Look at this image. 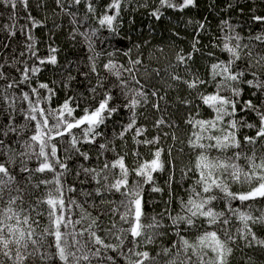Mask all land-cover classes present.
<instances>
[{"label": "snow or ice", "instance_id": "6c2138e0", "mask_svg": "<svg viewBox=\"0 0 264 264\" xmlns=\"http://www.w3.org/2000/svg\"><path fill=\"white\" fill-rule=\"evenodd\" d=\"M129 2L109 0L104 11L97 14L95 0H55L56 6L70 17L74 26L80 23L78 13L70 10L75 6L85 7V19L87 14L96 19L99 28L79 32L74 27L71 33L72 39L77 34L83 36L90 51H94L93 37L101 29L113 33L118 31L121 11ZM0 3L13 10L18 4L28 9V0H0ZM195 6V0H159V7L151 15L159 20L162 8L182 12ZM28 19L31 27L41 26V22L30 14ZM252 19L264 24V16H253ZM223 24L227 25V21ZM197 28L204 30L205 25L198 23ZM221 31L223 35L217 38L218 43L213 47L219 48L227 58H217L210 63L207 79L193 72L188 62L193 59V53L200 51V32L197 31L191 51L177 52L176 64L170 65L171 68L183 66L190 78L168 72L174 83L165 81V95H160L159 88L149 89L148 82H141L137 66H141L143 61L139 55L132 57V49L124 52L129 57L128 66L118 65L113 60L103 65L105 72L115 77L112 88L119 89V96L123 98L120 104L115 102L112 88L105 84L107 77H101L97 71L95 59L100 53L89 57L90 71L98 77L91 92L93 98L99 94L98 88L103 89V93L96 103L81 109L80 115H76L79 105L73 106L72 97L58 108L41 107L44 99L50 101L55 95L47 83H39L38 88L31 89V96L37 97L35 101L28 92L23 93L22 100L28 103L24 119L34 122L31 135L15 142L0 139V264H91L93 259L98 264L105 260L108 264H117V258L107 254L109 251L122 255L124 264H231L236 247L240 245L264 250V238L255 230L257 226L264 227V207L258 209V215L253 210L254 204L264 205V108L251 100L244 101L239 111L255 114L256 121L248 122L244 116L237 118L241 84L264 94V51L257 54L254 64H247L248 71L238 70L239 61L253 57L255 45L241 43V36L231 26L227 30L222 27ZM28 39L32 40L31 35ZM252 39L264 44V33ZM139 47L136 45L137 49ZM28 50L31 56L37 57L40 65L58 64L56 48H50L46 58L37 56L34 42L28 45ZM208 55L215 54L209 52ZM41 70L25 64L19 80L3 85L0 100L14 108L15 97L10 98L9 89L30 83ZM153 72L160 76L159 69H153ZM151 75L145 67V80L150 81ZM247 75L252 79H246ZM4 79L5 73L0 71V80ZM71 79L74 77L69 76ZM180 86L190 94L195 93V101H198L193 107V101L177 97V102L189 109L184 123L190 129L187 147L194 155V160L181 169V179L187 178L193 183L187 190V199L178 200V210L173 213L165 208L164 212L149 217L145 211V186H150L153 193L162 192L156 184L155 174L171 167L173 172L168 177L171 187L175 161L168 160L166 164L163 158L165 149L159 146L161 136L156 134L149 138L147 127L138 123L139 117L144 115L140 109L150 104V94L154 98L151 107L162 111L160 101L167 104V89L178 90ZM209 86L212 87L211 92L207 90ZM40 89L49 95L42 97ZM201 107L209 110V118L200 117ZM121 109L127 113L128 119L121 127L119 138L123 140L127 133L132 134L137 149L131 155L136 158V163L129 165L127 152L123 155L116 152L111 159L105 157L103 163L96 167L81 165L76 172L77 177L83 174L90 182L94 181L95 197L100 204L110 205L100 215L93 216L84 206L87 200L81 203L66 195L76 192L75 187L65 182L71 171L67 161L72 155L84 161L90 160L83 145L96 147L98 144V160L109 151L115 152L109 144L98 143L97 138L102 135L101 126ZM166 126L176 127L175 122L169 123L163 116L153 124V128L159 131ZM244 128L253 130L254 134L241 136ZM9 133L20 135L11 123L0 128L3 137H9ZM164 136L167 137L168 133L165 132ZM171 139L176 141L178 137L173 133ZM62 145H67L63 147V157L60 155ZM139 147L147 148L150 158H144ZM168 155L171 156V146ZM33 160L35 166L30 167ZM17 165L18 173L14 170ZM236 185L247 188L234 191L233 186ZM106 194H119L121 199L117 204L108 200ZM83 195L91 197L93 193L84 192ZM219 201L224 202V207L217 210ZM234 201L239 205L234 206ZM91 207H97L95 200ZM108 211L119 218L107 229L108 234L115 235V244L107 243L99 235L101 216ZM164 238H168L169 243L161 248L158 241ZM150 245L159 248L155 255L148 250Z\"/></svg>", "mask_w": 264, "mask_h": 264}, {"label": "trees", "instance_id": "16d2710c", "mask_svg": "<svg viewBox=\"0 0 264 264\" xmlns=\"http://www.w3.org/2000/svg\"><path fill=\"white\" fill-rule=\"evenodd\" d=\"M109 0H95L97 14L104 11V6ZM196 6L185 9L184 11H176L169 8L161 9V17L157 20L151 15V12L159 7V0H130L125 4L118 21V31L109 32L106 29H101L96 37H93V49L90 51L85 38L79 34L75 39H72V31L74 27L79 29V32L99 28L96 19L87 14L84 6H75L71 11L78 13L77 19L80 21L78 25L70 23V17L63 14L56 6L55 0H28V9L26 10L23 4H18L13 10L10 6L0 3V71L5 73L6 79L0 80V90L3 85L12 81L19 80L21 71L25 64L31 67H40L42 70L37 76L32 78L30 83L20 84L17 88L9 89L10 98L15 97L14 108H9L8 104L0 100V128H5L11 123L20 133L17 136L15 133H9V137L0 135V139H11L13 142L26 138L31 135L34 122H29L24 119V113L28 110V103L22 100L24 92H28L31 96V89L37 87L39 83H47L55 91V95L51 100L44 99L41 107L58 108L69 97L73 99V106L79 105L76 115L81 114V109L91 106L96 103L103 93V89H97V93L91 92V89L97 85L98 77L90 71L91 61L90 56L96 57V67L101 77H107L105 80L106 86L112 88L115 83V77L110 76L105 72L103 65L109 60H113L118 65L128 66L129 57L124 55L128 49H132V57L139 55L143 61L140 69L139 78L142 83L148 82L149 89L159 88L160 95H165L167 83H174L170 80L168 72H176L184 78H190L183 66L171 68L170 65L176 64V53L183 50L184 53L191 51L196 32L199 31L198 39L200 44L199 52L193 53V59L188 62L193 72L199 73L205 79L208 78V68L210 63L219 58L224 60L227 58L225 53H222L219 48L213 47L218 43L217 38L222 36L221 28L228 29L231 26L241 36V43H251L255 45L253 57L248 59L245 57L238 62L239 69H247L248 63H255L259 53L264 51V44H260L251 37L264 33V24L255 22L253 16H264V0H195ZM67 6V4L65 5ZM29 14L41 22V26L31 27L28 19ZM227 21V25L223 22ZM198 23L205 25L204 30L197 28ZM11 33H15L12 35ZM31 35L32 40L28 39ZM34 42V47L37 51V56L46 58L50 48L58 49L56 55L58 64L56 66L46 64L40 65L37 57L31 56L28 50V45ZM139 45V49L136 48ZM212 52L215 55L209 56ZM247 52V50H245ZM112 53L111 56L108 54ZM145 67L149 73H152L150 81L145 80ZM19 69V71H18ZM153 69L160 70V76L157 77ZM87 74V75H85ZM127 75V74H125ZM69 76L74 79L69 80ZM246 79H252L251 75H247ZM165 81L167 83H165ZM67 85V86H66ZM241 95L238 105V117L244 116L248 122L256 121V116L253 113L240 112L239 109L244 106V101L251 100L253 104L264 108V94L257 92L256 89L250 88L247 84H241ZM212 91V87L207 89ZM114 99L117 104L122 103L123 98L119 96V89L112 88ZM256 95H253V93ZM42 97H47L49 94L46 90L40 89ZM187 98L193 101V107L198 101H195V93L190 94L184 87L180 86L178 90L167 89V104L160 101L162 111L158 112L151 107L152 98L149 94L150 104L143 109L144 113L139 117L138 123L144 125L148 129L147 135L151 136L159 134L161 136L160 147L165 149L163 158L166 161L174 160V181L169 187L168 177L173 172L171 167H166L162 173L155 174L156 184L162 189V192L153 193L150 191V186H145V211L149 217L158 213L164 212L165 208L169 211L178 210V200L181 198L187 199L188 188L192 180L187 178L181 179V169L185 165H189L194 160V155L187 147V136L190 131L189 126L184 123L189 116V109L183 104L177 102V97ZM35 101L37 97L31 96ZM166 109V111H164ZM209 110L200 108V117L209 118ZM163 116L169 123L175 122L176 127H164L162 131L153 128L154 122ZM128 116L121 109L112 118L106 122V125L101 126L102 135L97 138L98 143L109 144L110 148L115 149V152L109 151L101 156H98V144L96 147L91 145H83V149L89 152L90 160L84 161L77 155H72V158L67 162L71 171L66 175L65 182L69 186L76 188V192L67 193L69 197L75 198L77 201L85 203V207L93 216L100 215L101 211L110 208V205L100 204L99 199L95 197V182L89 180L81 174L77 177L76 172L80 170L83 164L86 167H96L102 164L105 157L111 159L116 152L123 155L128 153L127 162L129 165L136 163V158L131 155L132 151L137 149L132 141V134L127 133L125 139L119 138V133L123 124L127 122ZM28 125V127H25ZM168 136L165 137L164 133ZM175 133L178 139L173 141L172 134ZM244 134L253 135L254 131L244 128L241 130V136ZM171 146V156L168 155V149ZM62 145L60 155L63 157ZM183 149V151H181ZM139 151L144 158H150V152L147 148L139 147ZM30 167L35 166V161L30 162ZM19 171L18 165L14 169ZM81 181H84L81 183ZM247 186H233V190H246ZM84 192H92L93 196L85 197ZM41 193H37L39 195ZM108 200L119 203L121 197L119 194H106ZM96 201L97 207H91L92 201ZM234 206H238L239 202L234 201ZM224 202H217V210L223 209ZM264 207L261 204H254L253 210L255 214H259L258 209ZM118 216L113 217L110 211L101 216V228L99 235L105 238L107 243H117L115 235L108 234L107 229L111 227L114 221H118ZM167 223V221H165ZM236 225L234 224L233 227ZM127 227V225H124ZM257 234L264 238V227L257 226ZM169 243L168 238L158 241L160 247H164ZM148 250L155 255V251H159L154 245L148 246ZM103 251V250H102ZM110 256L117 258V264H124V258L118 253L109 251ZM91 264H98L96 259H93ZM103 264H108L105 260ZM231 264H264V250L258 248H245L243 245L236 247V250L231 258Z\"/></svg>", "mask_w": 264, "mask_h": 264}]
</instances>
